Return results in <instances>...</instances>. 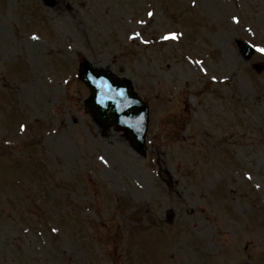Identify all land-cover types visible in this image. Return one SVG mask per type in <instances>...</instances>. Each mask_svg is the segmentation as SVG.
<instances>
[{
  "label": "rangeland",
  "instance_id": "374dc122",
  "mask_svg": "<svg viewBox=\"0 0 264 264\" xmlns=\"http://www.w3.org/2000/svg\"><path fill=\"white\" fill-rule=\"evenodd\" d=\"M259 48L264 0H0V264H264ZM84 61L149 105L145 158Z\"/></svg>",
  "mask_w": 264,
  "mask_h": 264
},
{
  "label": "water",
  "instance_id": "95a60500",
  "mask_svg": "<svg viewBox=\"0 0 264 264\" xmlns=\"http://www.w3.org/2000/svg\"><path fill=\"white\" fill-rule=\"evenodd\" d=\"M242 53L249 56L250 49L241 44ZM80 80L91 90L89 110L105 126L119 124L128 130L133 147L145 154V134L148 124V109L130 84L105 71L93 69L90 64L82 65Z\"/></svg>",
  "mask_w": 264,
  "mask_h": 264
},
{
  "label": "snow or ice",
  "instance_id": "6c2138e0",
  "mask_svg": "<svg viewBox=\"0 0 264 264\" xmlns=\"http://www.w3.org/2000/svg\"><path fill=\"white\" fill-rule=\"evenodd\" d=\"M148 15L149 16H151L152 15V13H148ZM234 19H236L235 17H234ZM135 35H139L138 33H136ZM165 39H176L177 38V34L176 33H174V32H172V33H169L168 34V36H166V37H164ZM260 52H264V48H259L258 49ZM23 127V126H22ZM101 160H103V157H101ZM55 230V229H54Z\"/></svg>",
  "mask_w": 264,
  "mask_h": 264
}]
</instances>
